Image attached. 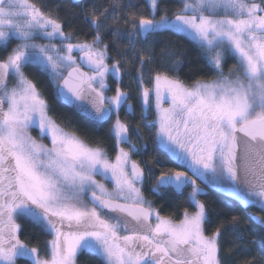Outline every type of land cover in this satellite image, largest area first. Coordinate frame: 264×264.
<instances>
[{
    "label": "snow or ice",
    "instance_id": "6c2138e0",
    "mask_svg": "<svg viewBox=\"0 0 264 264\" xmlns=\"http://www.w3.org/2000/svg\"><path fill=\"white\" fill-rule=\"evenodd\" d=\"M160 4L149 0L147 16L124 0L81 6L89 41L76 34L71 19H61L59 5L0 0V264H17L18 258L77 264L84 250L102 264H222L223 226L206 233L207 206L199 199L204 188L197 182L264 211V0H180L174 9ZM121 23L130 25L129 44L139 56L142 119L155 127L158 148L178 165L162 171L149 190L191 188L193 210L175 218L162 216L146 199L143 187L152 169L132 159L140 148L131 132L143 138L139 127L120 118L122 106L131 112L132 105L119 87L121 61L108 63L105 36L111 34L114 44ZM164 30L199 47L207 76L181 78L177 59L149 74L151 87L144 84L145 65L155 62L151 38ZM229 57L235 63L226 70ZM33 66L65 104L96 122L115 116L114 156L58 122L38 82L26 74ZM110 75L117 87L108 96ZM150 98L154 120L145 115ZM250 218L264 227V219ZM21 219L51 236L45 255L21 239ZM258 242L264 246V236Z\"/></svg>",
    "mask_w": 264,
    "mask_h": 264
},
{
    "label": "trees",
    "instance_id": "16d2710c",
    "mask_svg": "<svg viewBox=\"0 0 264 264\" xmlns=\"http://www.w3.org/2000/svg\"><path fill=\"white\" fill-rule=\"evenodd\" d=\"M40 2V0H37ZM109 0H79V3H73V0H47V4L55 8L59 5L58 14L61 19H71L73 30L81 39L91 40L92 31L87 23H85L80 7H90L93 4L107 5ZM124 3L131 4L132 10L139 14L149 15V0H124ZM180 0H161V9L178 8ZM75 12V17L71 13ZM161 13L156 18L159 19ZM131 28L129 24L121 23L119 25V37L115 38L111 34L105 36V42L110 44L109 63L113 59L121 61L122 78L119 86L129 93L130 101L133 103V113L128 112L126 108L121 109V117L130 124L131 129L139 127L142 141L137 140L140 151L133 153L134 158H138L143 162H149L148 167L152 169L151 181H155L156 177L162 172L169 170L168 166H172L173 162L167 158L156 143L154 136L155 127L146 126L145 120L142 119L141 113L143 106L140 98V86L138 84L139 56L133 51L129 44V32ZM65 31H70L65 26ZM154 43L152 49L155 53V62L146 64L144 68V82L151 72L162 70L163 67L172 61L179 59V75L185 80L194 77L207 76V66L202 58L199 47L189 39L182 35L174 34L170 30H164L155 37L151 38ZM143 43H138L137 48H143ZM162 53L165 55L162 56ZM125 61H127L125 63ZM235 63V59L229 57L228 64L230 67ZM26 74L38 82L39 87L44 93L50 105L51 113L64 126L74 129L82 137L91 141H99L107 148L110 155H114V138L110 134V121L105 124H99L83 115L78 114L54 94L53 84L49 77L42 73L38 67H29L25 69ZM110 90L113 92L117 87V82L112 76L109 79ZM148 120H153L146 116ZM135 134V131H132ZM136 135V134H135ZM188 195L183 192H176L172 189H163L161 194L152 193L149 198L154 207L159 209L160 213L165 216L178 217L184 209L193 210V206L188 202ZM202 201L207 206V221L205 229L207 234H211L218 227H221V260L222 264H264V246L258 241L264 236V227H261L250 217L252 212H260L262 219L264 213L257 206H246L243 202L233 199L227 190L212 187L206 194L202 195ZM233 218L236 223H233ZM23 231L21 239L29 245V247H37L40 249L41 255L46 254V241L51 239L41 230V228L29 219H21ZM239 237V239H237ZM255 241V242H254ZM78 264H102L101 259L94 253L87 250L78 254ZM17 264H30L26 258H18Z\"/></svg>",
    "mask_w": 264,
    "mask_h": 264
},
{
    "label": "flooded vegetation",
    "instance_id": "af4514ba",
    "mask_svg": "<svg viewBox=\"0 0 264 264\" xmlns=\"http://www.w3.org/2000/svg\"><path fill=\"white\" fill-rule=\"evenodd\" d=\"M129 103V102H128ZM131 104L133 105V103L131 102ZM143 111H145V109L143 108ZM130 113H133V111L132 112H130ZM145 115L146 116H149L150 118H152L153 119V116L152 115H149V106H148V109H147V111L145 112ZM32 135L33 136H35V137H37V138H39V133H38V131L37 130H32ZM44 143H48V140L47 139H45L44 141H43ZM134 159H136L138 162H140L141 163V165L142 166H144L145 165V162H143V161H141L140 159H138V158H134ZM173 162V161H172ZM178 167V165L176 164V163H174L173 162V164H172V166H168V168H170L169 170H171V169H175V168H177ZM181 170H184V171H187V169L185 168V169H181ZM145 171H146V173L148 172V167H145ZM190 175H191V173H189ZM153 183H155V181H151V179H150V176H148L147 178H146V181H145V184H144V187H143V191H144V195H145V197L147 198H149V195L150 194H152L153 192H151L149 189L151 188V185L153 184ZM198 184H200V187H204V188H206V190H207V192L212 188V187H214V186H210V185H204L202 182H200V181H198L197 182ZM217 188H219V187H217ZM168 189H172V188H168ZM163 190V189H162ZM172 190H174V189H172ZM175 191V190H174ZM191 191V188H186L184 191H182L183 193H186L187 195H188V193ZM206 192V193H207ZM228 192V191H227ZM205 193V194H206ZM202 195H204V194H202ZM202 195H200L199 196V199L202 201ZM150 199V198H149ZM151 200V199H150ZM203 202V201H202ZM252 214H259L260 216H261V219H262V214L259 212H252Z\"/></svg>",
    "mask_w": 264,
    "mask_h": 264
},
{
    "label": "rangeland",
    "instance_id": "374dc122",
    "mask_svg": "<svg viewBox=\"0 0 264 264\" xmlns=\"http://www.w3.org/2000/svg\"><path fill=\"white\" fill-rule=\"evenodd\" d=\"M75 54V53H74ZM77 59H78V56H77ZM109 63V62H108ZM110 64V63H109ZM111 65V64H110ZM110 77H112L111 75L108 77V84H109V88H110V82H109V79H110ZM121 78H122V71H121ZM144 84L145 85H147V86H149V87H151V85L148 83V78H147V83H146V81L144 82ZM121 89H123L121 86H119ZM124 90V89H123ZM124 91H126V90H124ZM127 92V91H126ZM115 94V91H111V90H109L108 92H106V95H108V96H111V95H114ZM129 104H131V101H130V98H129ZM126 106L127 105H125V106H122V108L124 107V108H126ZM165 106H167V104H165ZM121 113V112H120ZM149 115H152L153 116V120L156 118V114H155V109H154V105H153V101H152V99L150 98V100H149ZM120 118L122 119V120H124L122 117H121V115H120ZM115 120V116H113L112 117V119H111V121H110V124L112 125V122ZM59 122V121H58ZM63 125V124H62ZM64 126V125H63ZM66 127V126H65ZM131 135H132V139H133V143H136L137 144V138H136V135L135 134H132V132H131ZM125 148H127V145H123ZM114 156V155H113ZM134 157L132 156V159H133ZM109 188H111V184L109 183ZM210 186H212V185H210ZM215 187V186H214ZM220 188V187H219ZM221 189H223V188H221ZM146 199H148L149 201H151L148 197L146 198ZM261 210V209H260ZM262 213H264V211H262ZM162 216H165V215H163V214H161ZM78 264V263H77Z\"/></svg>",
    "mask_w": 264,
    "mask_h": 264
},
{
    "label": "water",
    "instance_id": "95a60500",
    "mask_svg": "<svg viewBox=\"0 0 264 264\" xmlns=\"http://www.w3.org/2000/svg\"><path fill=\"white\" fill-rule=\"evenodd\" d=\"M78 59H79V57H78ZM84 70H85V71H88L87 68H85ZM66 105H67V104H66ZM131 105H132V104H131ZM68 106H69L70 108H72L75 112H77L78 114L83 115V116H85V117L91 119V118L89 117V115L87 114V112H85V111H83V110H80V109H78L77 107L72 106V105H68ZM126 109L128 110V112H130L127 106H126ZM132 111H133V105H132ZM132 111H131V112H132ZM111 119H112V117H111L109 120H107V121L98 122V123H99V124H105V123L111 121ZM91 120H92V119H91ZM93 121H94V120H93ZM133 159H134V158H133ZM134 160H136V159H134ZM136 161H137V160H136ZM145 172H146V171H145ZM202 188H204V187H202ZM206 192H207V190H206V188H204V192L201 193V195H202V194H205ZM228 193H229V195H230L233 199H235V200H237V201H239V202L242 203V201L239 200L237 197H235L231 192L228 191ZM252 216H258V217L261 218V216H260L259 214H253Z\"/></svg>",
    "mask_w": 264,
    "mask_h": 264
}]
</instances>
